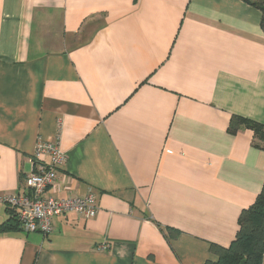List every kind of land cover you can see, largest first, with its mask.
<instances>
[{
  "label": "crops",
  "instance_id": "1",
  "mask_svg": "<svg viewBox=\"0 0 264 264\" xmlns=\"http://www.w3.org/2000/svg\"><path fill=\"white\" fill-rule=\"evenodd\" d=\"M261 16L241 0H0V195L54 141L45 196L91 192L98 209L48 236L0 229V264L217 262L264 182L262 143L227 130L264 126ZM14 215L0 203V225Z\"/></svg>",
  "mask_w": 264,
  "mask_h": 264
},
{
  "label": "built area",
  "instance_id": "2",
  "mask_svg": "<svg viewBox=\"0 0 264 264\" xmlns=\"http://www.w3.org/2000/svg\"><path fill=\"white\" fill-rule=\"evenodd\" d=\"M65 156L58 144L52 141H39L31 157L32 169L22 184V192L14 196H1L0 203L11 208L25 233H40L48 236L53 232V218L74 213L85 219L93 218L98 209L91 192L83 198L55 199L46 197L54 188L56 172L62 167ZM105 249L104 247L100 248Z\"/></svg>",
  "mask_w": 264,
  "mask_h": 264
},
{
  "label": "trees",
  "instance_id": "3",
  "mask_svg": "<svg viewBox=\"0 0 264 264\" xmlns=\"http://www.w3.org/2000/svg\"><path fill=\"white\" fill-rule=\"evenodd\" d=\"M241 1L261 12V29L264 33V0ZM241 125L253 132L264 150V126L233 116L227 130L235 133ZM12 219L13 224L7 221L0 225V229L20 228L16 214ZM237 224V232L229 247L210 245L209 251L218 258V261H206L204 264H240L242 261L244 264H261L264 257V182L253 204L241 211Z\"/></svg>",
  "mask_w": 264,
  "mask_h": 264
},
{
  "label": "water",
  "instance_id": "4",
  "mask_svg": "<svg viewBox=\"0 0 264 264\" xmlns=\"http://www.w3.org/2000/svg\"><path fill=\"white\" fill-rule=\"evenodd\" d=\"M240 264H244V261H242Z\"/></svg>",
  "mask_w": 264,
  "mask_h": 264
}]
</instances>
